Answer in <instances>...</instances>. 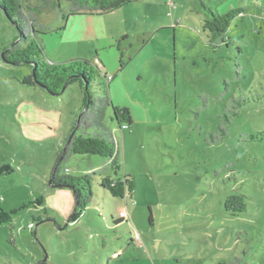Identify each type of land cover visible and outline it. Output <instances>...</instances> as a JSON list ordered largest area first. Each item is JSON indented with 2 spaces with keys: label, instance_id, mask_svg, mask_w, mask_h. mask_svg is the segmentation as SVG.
<instances>
[{
  "label": "rangeland",
  "instance_id": "obj_1",
  "mask_svg": "<svg viewBox=\"0 0 264 264\" xmlns=\"http://www.w3.org/2000/svg\"><path fill=\"white\" fill-rule=\"evenodd\" d=\"M22 4L46 60L98 64L133 122L121 128L107 109L120 169L98 154L62 159L61 174L92 173L93 199L76 213L73 189L50 178L82 88L24 83L31 67L2 56L19 30L0 8V264H264V0L221 3L243 14L215 42L192 0L95 14H70V0ZM107 174L131 175L132 195L113 196L101 185ZM234 193L245 195L244 211L226 208ZM127 204L130 219L119 222Z\"/></svg>",
  "mask_w": 264,
  "mask_h": 264
},
{
  "label": "trees",
  "instance_id": "obj_2",
  "mask_svg": "<svg viewBox=\"0 0 264 264\" xmlns=\"http://www.w3.org/2000/svg\"><path fill=\"white\" fill-rule=\"evenodd\" d=\"M70 14L105 13L116 10L132 0H70ZM227 0H192L193 10L204 16L203 29L212 42L225 35L232 20L243 14V7H232L225 12L219 10V5ZM0 8L13 20L19 30V40L11 47L2 50L5 61L13 64H26L31 67V73L22 81L31 85H40L52 94L62 93L72 82H78L83 91V106L75 125L67 137L66 149L59 155L51 178L52 185L70 187L75 194L76 213L86 209L93 199L92 173L79 175L61 174V162L71 150L72 153L98 154L103 156L115 169L121 168L118 141L112 129L106 124L107 109L112 106L114 116L121 128L133 122L131 110L126 106L113 103L110 96V81L102 68L86 58L72 59L64 62L50 63L44 55L43 45L32 36L36 32V19L27 12L22 0H0ZM114 78V76H113ZM112 78V79H113ZM98 88H94V84ZM78 130L81 132L78 133ZM50 178V179H51ZM101 185L115 197H125L134 191V179L125 174L124 178L107 174L102 177ZM234 208L238 212L246 209L245 195L234 193L227 197L226 208ZM41 221V217L38 218ZM125 220L119 215L118 221ZM214 264H247L242 258L231 261H219Z\"/></svg>",
  "mask_w": 264,
  "mask_h": 264
},
{
  "label": "built area",
  "instance_id": "obj_3",
  "mask_svg": "<svg viewBox=\"0 0 264 264\" xmlns=\"http://www.w3.org/2000/svg\"><path fill=\"white\" fill-rule=\"evenodd\" d=\"M108 79H112L113 75L109 74L107 75ZM119 215L121 217H123L125 220H129L130 219V214L128 212L127 207H124L122 210H120Z\"/></svg>",
  "mask_w": 264,
  "mask_h": 264
},
{
  "label": "crops",
  "instance_id": "obj_4",
  "mask_svg": "<svg viewBox=\"0 0 264 264\" xmlns=\"http://www.w3.org/2000/svg\"><path fill=\"white\" fill-rule=\"evenodd\" d=\"M127 209H128V212H129V214H130V216H131V211H130V209H129V206H128V204H127Z\"/></svg>",
  "mask_w": 264,
  "mask_h": 264
},
{
  "label": "water",
  "instance_id": "obj_5",
  "mask_svg": "<svg viewBox=\"0 0 264 264\" xmlns=\"http://www.w3.org/2000/svg\"><path fill=\"white\" fill-rule=\"evenodd\" d=\"M52 179H53V177L50 179V183L52 184Z\"/></svg>",
  "mask_w": 264,
  "mask_h": 264
}]
</instances>
